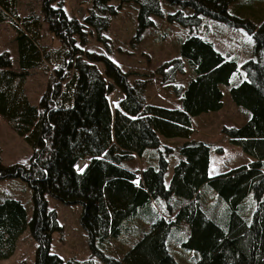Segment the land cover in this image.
<instances>
[{"label":"trees","instance_id":"obj_1","mask_svg":"<svg viewBox=\"0 0 264 264\" xmlns=\"http://www.w3.org/2000/svg\"><path fill=\"white\" fill-rule=\"evenodd\" d=\"M112 1L137 5L136 41L153 16H163L162 1L177 7L167 19L191 31L203 15L243 28L253 38V58L242 64L246 79L229 89L233 103L249 117L239 127L223 128L229 143L251 157L249 163L211 175L210 144L188 139L195 117L222 108L220 85L228 84L235 61L192 32L180 45L182 58L155 69L179 106L147 104L145 81L130 84L129 74L106 55L83 49L92 34L104 40L108 16L117 12ZM17 11L18 0H0V23L14 28L16 50V69L9 52L0 53V118L29 145L31 155L27 164L4 165L0 148V179L26 184L31 217L17 199L0 202V259L14 253L29 228L36 243L32 264H94L93 258L105 264H264V0H91L82 20L68 17L57 0H40V15ZM44 25L58 39L57 48L42 44ZM182 59L193 66L194 77L177 87ZM37 67L50 69L52 82L32 105L24 84ZM116 91L121 99L111 103ZM159 136L185 139L167 184L162 155L157 165L138 173L122 165L159 148ZM80 161L86 166L77 172ZM46 194L81 206L89 257L64 260L50 252L51 236L61 228ZM169 238L177 239L179 257L170 251ZM129 240L119 257L107 253L112 241Z\"/></svg>","mask_w":264,"mask_h":264},{"label":"rangeland","instance_id":"obj_2","mask_svg":"<svg viewBox=\"0 0 264 264\" xmlns=\"http://www.w3.org/2000/svg\"><path fill=\"white\" fill-rule=\"evenodd\" d=\"M61 3L65 14L72 15L82 20L86 12L91 8V0H57ZM117 7L115 15L108 16L109 26L103 32L104 40L97 41L92 34L83 49L106 55L123 72L128 73L129 83L145 81L146 87L143 93L145 103L169 108L179 106L178 98L175 96L172 87H165L161 84V77L155 73V69L165 61L173 58H182L180 55V45L190 34L196 33L202 39L210 42L213 47L224 57L235 61L237 68L230 77L228 84L220 85L222 91V108L219 111L202 113L192 121L193 133L188 138L192 141H202L210 144V165L209 173L218 174L227 169L247 164L251 157L243 153L237 145L229 143L223 134L224 127H239L248 119V111L233 103L229 95V89L238 85L246 79V74L242 64L253 58V38L243 29L226 25L225 23L212 19L208 16H200V24L191 31L176 22L167 19V14L174 12L177 7L161 2L163 16H153V24L147 27L139 41L135 40L137 31V5L134 2L118 4L111 2ZM119 5V7H118ZM229 12L233 11L230 5ZM18 14L40 15V0H18ZM184 13H192L191 9H185ZM42 28V44L53 49L59 46V41ZM15 30L8 22L0 23V53L7 51L15 63ZM184 64L183 73L176 75L174 84L177 87H185L194 77L193 66L186 59H182ZM52 82L50 69L37 67L29 70L25 80V94L32 105H37L43 93ZM117 91L110 96V102L114 103ZM160 147L157 149H147L142 157L134 156L132 160L124 161L123 167L140 172L148 165H157L158 158L162 155L167 163V170L164 180L167 184L172 175L174 164L179 158L178 146L185 139H174L159 136ZM0 148L1 158L4 165L14 163L27 164L31 155V148L22 138L17 136L0 118ZM166 148H171L170 152ZM151 159L153 162H151ZM153 163V164H152ZM83 164V165H82ZM82 165V166H81ZM86 163L79 162L76 171L82 172ZM211 201L215 200L214 192H211ZM6 198L17 199L23 203L27 210L28 219L31 217V197L30 190L20 179H0V202ZM47 207L56 213L57 222L61 230L56 231L51 236L50 252L60 256L62 259H84L89 257L87 236L80 225L81 206L79 204H63L46 194ZM219 207V206H218ZM184 225V224H183ZM174 236L178 232H173ZM169 248L171 252L179 257L181 253L177 248V239L169 238ZM137 240L133 239L132 245ZM130 240L126 244L119 241H112L109 255L119 257L120 251L129 247ZM36 243L32 239L29 228H26L19 237L14 253L7 259H0V264H32ZM187 251L185 258L189 257ZM193 253V252H192ZM94 264H105L98 258H93Z\"/></svg>","mask_w":264,"mask_h":264},{"label":"built area","instance_id":"obj_3","mask_svg":"<svg viewBox=\"0 0 264 264\" xmlns=\"http://www.w3.org/2000/svg\"><path fill=\"white\" fill-rule=\"evenodd\" d=\"M121 98V95H118L116 96V100L120 99Z\"/></svg>","mask_w":264,"mask_h":264},{"label":"crops","instance_id":"obj_4","mask_svg":"<svg viewBox=\"0 0 264 264\" xmlns=\"http://www.w3.org/2000/svg\"><path fill=\"white\" fill-rule=\"evenodd\" d=\"M210 150H211V146H210ZM211 152V151H210ZM210 165V164H209Z\"/></svg>","mask_w":264,"mask_h":264},{"label":"bare ground","instance_id":"obj_5","mask_svg":"<svg viewBox=\"0 0 264 264\" xmlns=\"http://www.w3.org/2000/svg\"><path fill=\"white\" fill-rule=\"evenodd\" d=\"M80 162H82V161H80ZM82 165H83V164H82ZM82 165H81V166H82Z\"/></svg>","mask_w":264,"mask_h":264}]
</instances>
